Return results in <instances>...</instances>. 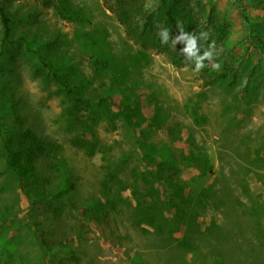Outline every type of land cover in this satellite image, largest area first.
Here are the masks:
<instances>
[{"label":"rangeland","instance_id":"obj_1","mask_svg":"<svg viewBox=\"0 0 264 264\" xmlns=\"http://www.w3.org/2000/svg\"><path fill=\"white\" fill-rule=\"evenodd\" d=\"M186 3L210 40L209 72L140 50L101 0H6L0 264H221L218 247L230 264H264V0ZM146 8L160 30L163 10ZM49 62L110 114L91 120ZM167 156L192 165L186 176L158 167Z\"/></svg>","mask_w":264,"mask_h":264},{"label":"trees","instance_id":"obj_2","mask_svg":"<svg viewBox=\"0 0 264 264\" xmlns=\"http://www.w3.org/2000/svg\"><path fill=\"white\" fill-rule=\"evenodd\" d=\"M183 1L184 0H155L156 10H158L159 8L163 10L162 19L164 23L161 26V29H169L168 41L162 45L158 36V33L161 29L158 30V28L154 24V15L156 12L152 10L149 11L146 8L147 0H101L104 8L109 11L116 18L117 22L123 27L125 35L129 41H131L135 46H138V48L142 51L166 53L172 60L173 64L176 65H180L177 64L179 62L177 59L187 58L190 60H195L194 57H186L181 53V50L185 48V43L183 41H177L175 45L173 44L175 38L180 35V29H182L186 33L191 34L195 39V50L197 57L203 56L205 52H210V40L204 33L199 32L200 25L191 16L190 5L186 3L182 6H178V4L182 3ZM5 4L6 0H0V25L3 44L9 42V38L11 36V25L14 18V13H12L9 7ZM60 14L63 19L74 20L75 12L71 11L70 13H68V10L65 7L64 9L60 10ZM172 47L174 48L171 49ZM207 61L208 60L205 59L203 63L206 65ZM102 62L103 60H101L99 57H95L91 61V67L95 70L99 65L102 64ZM44 64L48 70V76L50 77V79L66 94L68 98L73 101V103L90 108L89 118L91 120H96L100 116V114H102L101 112H104L106 115L110 114V111L108 107H106L105 102H102L100 100L91 102L90 100L84 98L83 89L90 86V83L88 81L79 79L76 83L72 82L60 71L61 68L57 65L50 62ZM205 70L206 72H209V69L207 67H205ZM128 106L130 107L131 104L128 103ZM124 108L126 107L124 106ZM153 158L154 157H148V162L151 165H154ZM161 160L162 161L160 162L158 167L161 166L164 169H173L174 167H176L179 173L183 176H186L185 171L192 167V165L187 164L185 167L179 168L180 166H176V164L173 163V158L171 160L170 156H167L166 159ZM198 170L199 174L203 175V173L201 172L202 169ZM168 176H171V174L168 173ZM169 180L171 182L174 179L173 177H171ZM169 180H166V184L169 183ZM182 190H184V193L186 194L187 190L185 189V187H182ZM156 193L157 191H154L153 194L148 195L150 199L149 205L157 201L159 202L160 198L157 197ZM171 197V195H165L166 202L161 203L162 208H164L170 214L173 211ZM67 206H69L76 212L80 211V213L85 214L84 209H78L71 202L67 203ZM49 250H51V248H48L47 252H50ZM253 250L259 252V254L261 255L264 254V250L261 248V246H257ZM226 251V248L218 247V254L219 256H221L222 260L221 264L232 263L224 258V256L226 255ZM233 264L236 263L234 262Z\"/></svg>","mask_w":264,"mask_h":264},{"label":"clouds","instance_id":"obj_3","mask_svg":"<svg viewBox=\"0 0 264 264\" xmlns=\"http://www.w3.org/2000/svg\"><path fill=\"white\" fill-rule=\"evenodd\" d=\"M180 35L175 38L173 41V44L177 41H183L185 43V48L181 50V53L184 54L186 57H194L195 58V66L194 70L199 71L200 69L206 67V65L203 63L205 59L211 60L212 54L211 52H205L203 56L197 57L196 56V50H195V39L192 37L191 34L184 32L182 29L179 30ZM168 33L169 29L162 28L158 36L160 38V43L163 45L168 41ZM212 68L219 69L220 64L219 63H213Z\"/></svg>","mask_w":264,"mask_h":264}]
</instances>
